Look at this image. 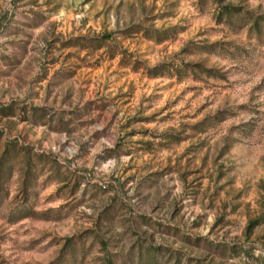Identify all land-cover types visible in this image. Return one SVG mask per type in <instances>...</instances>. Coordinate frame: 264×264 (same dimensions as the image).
I'll return each mask as SVG.
<instances>
[{
  "label": "rangeland",
  "instance_id": "1",
  "mask_svg": "<svg viewBox=\"0 0 264 264\" xmlns=\"http://www.w3.org/2000/svg\"><path fill=\"white\" fill-rule=\"evenodd\" d=\"M0 264H264V0H0Z\"/></svg>",
  "mask_w": 264,
  "mask_h": 264
}]
</instances>
